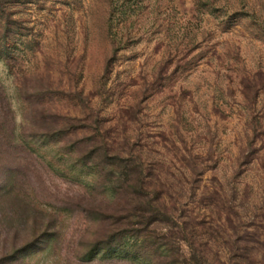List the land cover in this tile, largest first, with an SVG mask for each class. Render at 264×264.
Masks as SVG:
<instances>
[{"label":"rangeland","instance_id":"374dc122","mask_svg":"<svg viewBox=\"0 0 264 264\" xmlns=\"http://www.w3.org/2000/svg\"><path fill=\"white\" fill-rule=\"evenodd\" d=\"M168 244L264 264V0H0V264Z\"/></svg>","mask_w":264,"mask_h":264},{"label":"trees","instance_id":"16d2710c","mask_svg":"<svg viewBox=\"0 0 264 264\" xmlns=\"http://www.w3.org/2000/svg\"><path fill=\"white\" fill-rule=\"evenodd\" d=\"M107 162L109 164H114L115 167H118L119 169H117V170H118V172L121 173V175L123 173L129 175L131 173V171H134V169L139 167L133 161H107ZM127 178L129 179V176H127ZM137 193H139V192H137ZM158 211H159V209H158ZM133 214H136V212ZM153 220L156 221L159 219L153 217ZM139 222L140 223L146 222V219H142ZM138 228H140V226ZM139 230L145 232V227H142V229H139ZM145 233H147V232H145ZM167 250H168V252L166 253L168 256L167 257L168 258L167 264H182V261L179 258L180 253H178V248H174V245L171 246L168 244ZM162 251H163V249H162Z\"/></svg>","mask_w":264,"mask_h":264}]
</instances>
